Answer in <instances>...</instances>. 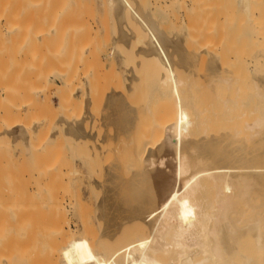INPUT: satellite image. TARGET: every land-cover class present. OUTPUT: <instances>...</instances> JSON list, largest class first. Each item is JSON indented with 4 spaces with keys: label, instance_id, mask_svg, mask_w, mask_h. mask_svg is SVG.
<instances>
[{
    "label": "rangeland",
    "instance_id": "rangeland-1",
    "mask_svg": "<svg viewBox=\"0 0 264 264\" xmlns=\"http://www.w3.org/2000/svg\"><path fill=\"white\" fill-rule=\"evenodd\" d=\"M244 3L243 0H0V129L10 122L22 123L16 126L18 131L12 138L0 131V264H87L95 253L102 254L108 264H186L178 258L176 246L171 244L173 240H167L171 246L166 239L158 240L161 232L152 225L156 222L161 229L157 217L149 221L147 216L148 202L155 199L152 203L159 209L162 201L160 198L157 200L161 202H156V198L169 194L164 191L161 194L162 188L160 193L157 190L165 182L172 183L167 182L170 174L173 172V179L179 178L177 181L181 180L179 176L185 177L178 172L184 160L190 162L191 169L200 165L209 170L204 168L208 163L212 171L216 170L215 175L207 172L198 178L201 187L193 198L202 201V208L208 212L210 208L213 210L215 200L226 198L224 209L219 212V216L223 214L222 221L217 222H223L224 218L226 221L232 213L237 223L244 225L249 217L264 213V183L259 184L262 180L246 174L243 177L248 178L243 183L249 188L231 189L228 187L232 179L224 181L226 169L220 167L218 173L219 166L223 169L232 163L233 157L227 158L231 162L226 159L230 162L227 166L222 165V160L219 166L217 163L222 150L226 152L223 156L231 150L229 146V152L226 151L225 140L217 141L218 146L211 151L212 155H218V161L211 162L212 165L210 158L212 161L216 157L204 160L203 150L198 152L200 146L197 149V144H193L208 133L221 131L228 136L239 127L236 140L245 138L235 152L257 153L255 158L247 156L248 161L264 158V95L261 96L260 87L264 59L259 62L256 52L260 47L258 57L264 55V0H244ZM192 34L194 39L190 37ZM151 45L156 52L153 50L149 57L145 53ZM204 45L209 48L215 45L217 58H213L208 48L201 49ZM139 50L147 51L143 54ZM186 51L194 53L192 61L187 60ZM253 57L256 59L250 62ZM209 62L229 74L210 75ZM63 76L64 82H68L66 90L60 86ZM70 88L75 100L74 103L70 100L72 104L66 109L61 107V101L69 97ZM230 98L236 103L228 102ZM238 105L241 109L245 105V111ZM224 113L232 114L229 116L236 121L228 114L224 118ZM237 114L244 117L236 118ZM246 115L250 120L255 118L251 121L253 127L249 126L251 130ZM183 116L188 126L179 129V134L183 133L181 142L191 141L189 148L184 149L187 152L179 151V155L177 150H171L170 156L168 152V156L163 151L164 155L161 154L167 135L172 139L179 137L173 126ZM167 121L174 129L152 138L150 143L155 145L151 147H158L161 142L163 146L156 149L159 159L148 162L145 158L148 131ZM254 126L261 128L263 135L255 142L252 137L260 132L254 131ZM221 132L216 136H222ZM221 145L224 146L220 152ZM141 147L146 149L143 151ZM179 148L183 150L184 145ZM137 149L144 152L142 156ZM159 161L166 163L165 168ZM159 163L161 171L156 165ZM233 163L230 165L233 168L227 169L236 171L239 162L238 166ZM174 167L178 169L176 173ZM149 170L156 174L154 178ZM148 176L152 177L149 183ZM220 176L225 178L222 180ZM155 178L159 183L168 179L161 184L156 181L157 187ZM138 183L143 184L141 188ZM178 190L169 192L173 196ZM215 194L220 196L215 199ZM211 226L214 227L213 222ZM165 238L170 239L169 232ZM236 244L237 248L229 254L231 262L240 264L248 255L252 264H264V240L258 244L250 233ZM151 246L155 251H151ZM162 247L172 250L165 252ZM145 250L151 251L146 263L141 262L148 257Z\"/></svg>",
    "mask_w": 264,
    "mask_h": 264
},
{
    "label": "bare ground",
    "instance_id": "bare-ground-1",
    "mask_svg": "<svg viewBox=\"0 0 264 264\" xmlns=\"http://www.w3.org/2000/svg\"><path fill=\"white\" fill-rule=\"evenodd\" d=\"M14 1V0H13ZM239 1H241V0H239ZM249 3L250 2H248V5H249ZM14 4V3H13ZM243 4H245L244 3V0H243ZM246 5V4H245ZM246 7V6H245ZM249 9H250V5H249ZM257 9V8H256ZM17 11V10H16ZM249 12H250V10H249ZM259 13V12H258ZM263 13V12H262ZM259 15H261V14H259ZM258 15V16H259ZM254 16V15H253ZM259 18V17H258ZM260 22V21H259ZM258 24V23H257ZM196 34V33H195ZM209 34V33H208ZM194 35L192 34L190 37H192V39H194V37H193ZM195 36H198V32H197V34L195 35ZM159 37V36H158ZM199 37H200V35H199ZM199 37H197L198 38V40H199ZM214 37V36H213ZM221 37V36H220ZM157 38V37H156ZM197 38H195V39H197ZM211 38V37H210ZM216 39V38H215ZM157 40V39H156ZM159 40V39H158ZM219 41V43H221L220 42V40H218ZM198 42V41H197ZM205 42H207V41H205ZM194 41H193V45H194ZM156 44V43H155ZM159 44V43H158ZM213 44H214V42H213ZM216 44V43H215ZM197 45V44H196ZM210 46V45H209ZM213 46H215V45H212V48H209L208 46H206V45H204V46H201V49L202 48H208L209 49V52L212 54V56H213V58L214 57H216V48L215 47H213ZM263 46V45H262ZM152 47H154V46H150V47H148L149 49H150V51H147V53H145L146 51L145 50H139L138 52H142L143 54L145 53V55H147V56H152L153 54H152V52H153V50H154V52H156L155 51V49L153 48V50H151V48ZM211 47V46H210ZM195 48H197V46L195 47ZM220 48H225V47H220ZM259 48V50L261 49L260 47H258ZM222 49V50H223ZM195 50H197V49H195ZM205 50V49H204ZM221 50V51H222ZM256 51V52H258V54H259V52L261 53V51ZM197 51H200V49L199 50H197ZM197 51H195L196 53H197ZM263 52V51H262ZM2 54H3V52H2ZM138 54V53H137ZM152 54V55H151ZM155 54V53H154ZM185 54V53H184ZM186 54L188 55L187 56V60H189L190 59V61H192V59L193 58H195V55H194V53H188L187 51H186ZM185 54V55H186ZM219 54V53H218ZM256 54L257 53H255V57H256ZM258 54H257V60L260 62L262 59H264V55H259V57H258ZM197 55V54H196ZM21 56V55H20ZM217 58V57H216ZM238 58V57H237ZM247 59H249V58H247ZM246 59V60H247ZM256 58H250L249 60H250V62H252V61H254ZM262 62V61H261ZM13 63V62H12ZM139 63V62H138ZM210 63V62H209ZM216 63H217V61H216ZM263 63V62H262ZM11 65V64H10ZM14 66V65H13ZM223 66V65H222ZM12 68V67H11ZM225 68V67H224ZM223 67H222V69H224ZM18 69V68H17ZM226 69V68H225ZM10 70V69H9ZM15 70V69H14ZM226 70H228V69H226ZM209 72L211 73H209L210 75H213V74H217V75H222V76H226L227 75V71H223V70H221L220 69V66H219V68H218V65L217 64H215L214 62L213 63H210V66H209ZM225 72V73H224ZM227 72V73H226ZM224 74V75H223ZM229 74V73H228ZM237 74V73H236ZM7 75V74H6ZM64 75V74H63ZM66 76H68L69 74H65ZM64 75V76H65ZM9 76V75H8ZM63 76V77H64ZM228 77H230V76H228ZM69 78V77H68ZM9 79V78H8ZM7 79V80H8ZM65 79H66V77H64L63 78V85H60V86H62V88L63 87H65V86H67L66 85V83L68 84V82H64L65 81ZM132 79H133V77H132ZM234 79V78H233ZM17 80V79H16ZM227 80V79H226ZM11 81H13V80H11ZM15 81V80H14ZM16 82V81H15ZM12 84V83H11ZM260 87L263 89L262 91V97H263V95H264V73H262V75H261V80H260ZM61 88V89H62ZM69 88V87H68ZM65 90H66V87H65ZM16 91V90H15ZM67 91H69V97L67 98V99H63L62 98V101H61V107H63V108H68L72 103H74V100L75 99H73L74 98V93H73V91H72V89L70 88V89H68ZM236 92V91H235ZM261 92V91H260ZM64 94V93H63ZM234 94H236V93H234ZM19 95H20V93H19ZM66 95H68V93L66 94ZM235 97V96H234ZM234 97L232 98V99H234ZM4 98V97H3ZM64 98H66V96L64 97ZM264 98V97H263ZM73 99V100H72ZM231 98L230 99H228V102H230L231 103V101L230 100H232ZM235 99H236V101H238L237 100V97H235ZM70 100H72L71 102H70ZM226 101V100H225ZM233 101V100H232ZM20 102V101H19ZM76 102V101H75ZM233 102H235V101H233ZM232 102V103H233ZM6 103V102H5ZM71 103V104H70ZM231 103V104H232ZM236 103V102H235ZM235 103H233V104H235ZM240 103V104H239ZM238 104L239 105H241L242 106V103L241 102H239ZM7 104H8V102H7ZM238 105V106H239ZM224 106V105H223ZM230 107H235V106H230ZM228 108V110L230 109L231 110V108ZM236 107H237V105H236ZM240 107V106H239ZM129 108V107H128ZM243 109L245 108V105L242 107ZM227 109V108H226ZM240 109H241V107H240ZM240 109H239V111H240ZM243 109H241V110H243ZM229 110V111H230ZM235 110H237V109H235ZM243 111H245V109L243 110ZM243 111H241V112H243ZM226 112V111H225ZM228 112V111H227ZM233 112V111H232ZM236 112H238V111H236ZM230 113H231V111H230ZM230 113H224V116H225V114H228L227 115V117H229L231 120H233V118H235V117H233V118H231L230 116H233L232 114H230ZM244 113V115H245V113L246 112H243ZM122 115V114H121ZM230 115V116H229ZM244 115H238L237 114V116H236V118L237 117H244ZM247 116V120L249 121V125H247L248 124V121L246 122L247 124V126L249 127L250 125H251V121H255V120H253V119H255V118H253L252 119V117H251V119L252 120H250L249 119V117H248V115H246ZM184 117V116H183ZM242 117V118H243ZM180 118V117H179ZM178 118V121L175 123L176 125H174L173 127H175L176 129H178L177 131L178 132H176L177 134H179V129L181 130H185V128H186V125H187V121L185 120L186 118L184 117V118H180L179 119ZM224 118H226V116L224 117ZM229 118H227V119H229ZM4 120V119H3ZM235 120V119H234ZM233 120V121H234ZM14 121V120H13ZM236 121V120H235ZM257 121V120H256ZM170 121H167L166 123H163V124H161V125H157V126H155V127H153V129L151 130V131H148V133H150L149 135H151V136H149L148 134H147V138H148V140L147 139H145L146 141H147V143H148V153H145V154H147L146 156H145V158L148 160V162L150 161L151 163H155L156 161V159L158 158H156V156H158L157 154H159L158 153V150H159V148L161 147L162 148V146L163 145H161L162 144V142H161V144H160V146H158V147H151L152 145L154 146L155 144L153 143V144H151L152 142H153V137L154 136H156V135H159V137L160 136H163L164 134H166V132H167V130H170V132L172 131V129H174L172 126H169L170 125ZM9 124V125H8ZM7 124V127L5 126H3L4 127V129H0V131L2 130L4 133H6V134H8L11 138H12V136L18 131V129H16V126L17 125H19V124H22V123H20V121H14V122H10V123H8ZM189 124V123H188ZM252 124H254V123H252ZM256 125H257V123H255ZM6 125V124H5ZM188 126V125H187ZM247 127V128H248ZM250 127H253V125H251ZM250 127H249V129H250ZM254 127H256V126H254ZM239 128V127H238ZM238 128H236L235 129V133H233V131H232V134L230 135H228V136H223V134H222V132H221V134H222V136H216V133H212V135H211V133L209 134L208 133V135H205V136H203V137H198L197 139H195L194 140V143H193V141H192V143L195 145V144H197V149H200L198 152H200V151H202L203 150V152L201 153V154H199L198 152V154L199 155H201L202 157H204V160H205V157L207 158L208 156L210 157V156H214L213 158H215V159H213L212 161H211V158H210V164L209 165H212L213 163H215V162H217L218 161V159H217V156L218 155H212L211 154V151H213L217 146H218V144H217V141H219V140H225V142L224 143H226V144H224L223 146L225 147V148H227L226 149V151L228 150V147L230 146L231 147V150H230V148H229V151L230 152H234L235 154L233 155V153H230L229 151H227V152H229L228 154L230 155H228V154H225L224 156H223V154L224 153H226L225 151H223L222 150V148H223V146L221 147V149L220 150H218V151H220L221 152V150H222V155L220 156L221 157V159H220V157H218L219 158V161L217 162L218 163V166L221 164V160H222V165L223 166H227L228 164L227 163H230L231 161V159H232V163L233 162H236V163H233L234 165H236L237 164V166H238V163L237 162H239V165L241 166V168H240V166L239 167H237L236 168V166L234 167V169L236 170V171H232L231 169H227L228 167L230 168V167H232V166H230L231 164H229V166H227V168H225V167H223V169H222V166H219V168H218V166L217 165H215V166H217V168H218V173L221 171V170H224V169H226V171H232V173L231 172H228V174L226 173V171H223V173L224 174H226L227 176V178H226V180H224V181H227V180H229L230 178L232 179V181L234 182H230V183H232L231 185H229V187L228 188H233V187H235V188H238V189H245V188H249V186H247L246 184H244L243 183V181L245 180V178L247 177L248 178V176H244L243 177V175H246V174H252L251 176L252 177H254V178H257L259 181L260 180H262V182L260 181V185H261V183H264V158H262V159H260L259 161L257 160V159H255V161H254V159L253 160H249L248 161V157L247 156H251V157H253V158H255L256 157V154H252V152L249 154V153H247V152H245V148L247 147L246 146V144H245V148L243 149L244 151H240V152H235V151H237V150H235V149H237V145H241V143H243L242 142V140H243V138H245V137H243L242 138V140L240 139L239 141H238V139L236 140V138L238 137V133H236L237 132V129ZM7 129V130H6ZM175 129V130H176ZM239 129H241V128H239ZM253 129L254 128H252V131H253ZM257 129H259V130H257ZM260 129L261 128H255V130L254 131H256V132H260ZM251 130V129H250ZM239 131V130H238ZM169 132V133H170ZM181 132H183V131H181ZM180 132V133H181ZM220 132H218L217 134L219 135L220 134ZM240 133H242L241 132V130L239 131ZM263 132V131H262ZM1 133V132H0ZM176 134V135H177ZM183 134V133H182ZM182 134L180 135H177V136H179V137H175V138H173L172 139V137H170V136H166L165 137V139L164 140H166L165 142H166V145H165V143L163 142V144L165 145V146H163V148H162V150H161V154H163L162 153V151L165 153V156L167 155L168 156V154H166V152H168L169 153V156L171 155V154H173V153H171L170 154V152H171V150H177V152L179 153V151L181 152V151H183V153L185 154L186 152H187V149H186V151L184 150L185 149V147H187V148H189V142H191V141H183L184 142V144H182L183 142H181V138L180 137H183L182 136ZM238 134V135H237ZM264 134V133H263ZM22 135V134H21ZM176 135H174V136H176ZM237 135V136H236ZM151 137V138H149V137ZM173 136V137H174ZM241 136V135H240ZM263 135H262V133L260 132V134H258V136H256L255 138H253L252 137V140L254 139V142H255V140L257 141V140H259V138L260 137H262ZM226 137L228 138V139H226ZM257 137H259V138H257ZM264 137V136H263ZM14 138V137H13ZM185 138V137H184ZM150 139V140H149ZM246 139H248V137H246ZM245 139V140H246ZM250 139V138H249ZM248 139V141H249V143H250V140ZM260 139H262V138H260ZM152 140V141H151ZM161 140V139H160ZM263 140H264V138H263ZM146 141H144V142H146ZM150 141H151V143H150ZM179 141L181 142V143H179ZM238 141V142H237ZM195 142H198V143H195ZM200 142V143H199ZM240 142V143H239ZM156 143V142H155ZM244 143H245V141H244ZM248 143V142H247ZM253 143V142H252ZM141 144H142V142H141ZM193 144H191V146H193ZM229 144V145H228ZM251 144V143H250ZM145 146L147 145V144H144ZM182 145V146H181ZM183 145H184V148H182L183 150H179L180 148L179 147H183ZM251 145H253V144H251ZM251 145H250V147H251ZM198 146H200V148L198 147ZM227 146V147H226ZM243 146V145H242ZM137 147H138V145H137ZM253 147V146H252ZM251 147V148H252ZM140 148V147H139ZM158 148V150H156ZM160 148V149H161ZM179 148V149H178ZM192 148V147H191ZM241 148V147H240ZM243 148V147H242ZM248 148V147H247ZM254 148V147H253ZM141 149L144 151L145 149H146V147H144V148H142L141 147ZM193 149H195V146L193 147ZM197 149H196V151H197ZM263 149V148H262ZM165 150H167V151H165ZM225 150V149H224ZM255 150V149H254ZM258 150V149H257ZM137 151L138 152H141V153H139V154H141V156L143 155L142 153H144V152H142V151H139L138 149H137ZM170 151V152H169ZM185 151V152H184ZM207 151V152H206ZM247 151V150H246ZM174 152V151H173ZM189 152H190V150H189ZM209 152H210V154L211 155H208L209 154ZM219 152V153H220ZM249 152H250V150H249ZM258 152V151H257ZM195 153V152H194ZM218 153V154H219ZM138 154V153H137ZM136 154V155H137ZM181 153H179V155H180ZM164 155V154H163ZM163 155L161 156V155H159V156H161V159L163 158ZM178 155V154H177ZM187 155V154H186ZM192 155V154H191ZM195 155V154H194ZM198 155V156H199ZM259 155V154H258ZM260 155H262V153L260 154ZM187 156H189V154L187 155ZM186 156V157H187ZM196 156V155H195ZM200 156V157H201ZM223 156V157H222ZM225 156H226V158H225ZM227 156H229V157H227ZM236 156V158L238 159V157H239V159L240 160H237V159H235L234 157ZM137 157H138V159H140V156L139 155H137ZM136 157V158H137ZM185 157V158H186ZM208 157V158H209ZM230 157H233V158H230ZM260 157H262V156H260ZM144 158V157H143ZM156 158V159H155ZM188 158V157H187ZM196 158V157H195ZM223 158H225V159H223ZM227 158H230V160L229 159H227ZM159 159V158H158ZM200 159V158H199ZM229 160L230 162H227V160ZM233 159H235V161H233ZM246 159H247V161H246ZM142 160V159H141ZM215 160H217V161H215ZM224 160H226V161H224ZM237 160V161H236ZM143 161H145L144 159H143ZM155 161V162H154ZM158 161V160H157ZM213 161H215V162H213ZM253 161V162H252ZM161 164H163L161 161H159ZM205 163H206V161H204ZM211 162H212V164H211ZM241 162V163H240ZM243 162V163H242ZM160 163L159 164H156L158 167H159V165H160ZM189 161H183L182 162V165H181V168H180V170L178 171V172H180L181 174H183V176L185 175V177H182V176H179L178 174V176L179 177H181V180L180 181H177V178H176V180H174L173 179V177H172V175H173V172H172V174H170V176L171 177H169L170 178V180L172 179L173 181H170L168 178H166L165 180H167V182H172V183H166L165 182V184L163 185V187H159V185H157V182L156 181H158L159 179H161L162 178V176L165 178V173L166 172H163V174L164 175H159V176H161V178L159 177V179L157 180V178H155L154 180V182H156L155 184H156V186L157 187H159V190H157V192L158 193H160L159 191H160V188H162V192H161V194H163V191H164V193L165 192H167V193H169L168 195H170V197H169V199H167L166 201H165V199L164 198H167L168 197V195L165 193V195L163 194L162 196H165V197H159V198H156V200L157 199H160L162 202L163 201H165L163 204H161L162 202L160 201V200H157L156 202H161L160 204H159V209H160V211H161V214H159L158 212H157V210L156 209H158V208H155V206H154V204H155V202H154V204L152 203L155 199H153V201H151V202H148V219H149V221L150 220H154V218H156L157 217V220L155 219V221H157V222H159V225L161 226V229L160 228H158V226H156L155 225V223L154 224H152V225H154L155 226V228H154V226H153V228L155 229V231L158 229V230H160V231H158L157 230V232H161L160 233V235H159V237H158V240H161V239H166V241L167 240H173V242H171V244L172 243H174V245L176 246V249H177V252H178V258L180 257V259H181V261H183V262H185L186 264H234V262H231V259H229V254H230V256H231V252L233 251L234 252V249L235 248H237L236 247V241L237 240H242L243 238H245L248 234H252L254 237H256V242H258V244L260 243V244H262L263 243V240H264V218H263V216H264V213L263 214H261L260 212L258 213V216H256V217H247L248 219H247V221L244 223V225L243 224H238L237 223V218L235 217H232L231 216V214H230V216H226L227 217V220L225 221V219L226 218H224L225 216H223V222H221V223H219V222H217V221H222V215H220L219 216V212H222V210L224 209L223 207H224V202L226 201V200H224V199H226V198H221V200L219 199H217L219 196H218V194L216 195L215 194V196H216V198L215 199H217V200H215L214 202H215V204H214V202H213V207H212V211H211V208H210V212H208V211H206V208H202L203 206H202V204L203 203H201V202H199V201H197V199H194L193 197H194V194H195V192L196 191H198V189L201 187V184H200V182L198 181V178L200 177V176H202L203 174H205L206 175V173L208 172L210 175H215L216 173V170L215 169H213V171L211 170L212 168H210L209 166H207L206 164H208V163H206L205 164V166L206 167H204V168H209V170H205V169H202L201 167L202 166H195L197 169H195V168H192L191 169V167L190 166H192L191 164H190V166H189ZM220 163V164H219ZM223 163H226V165H224ZM249 163H250V165H249ZM148 164V163H147ZM165 164L166 163H164L163 165V167L165 168ZM196 164H197V162H196ZM153 165V164H152ZM156 165H154V167L153 168H157L156 170H158V167L156 166ZM243 165V166H242ZM150 166H151V164H150ZM156 166V167H155ZM147 167H149V166H147ZM171 167V166H170ZM180 167V166H179ZM178 167V168H179ZM193 167V166H192ZM213 167V166H212ZM220 167H221V170H220ZM119 168V167H118ZM201 168V169H200ZM233 168V167H232ZM116 169V168H115ZM121 169V168H120ZM159 169H160V171H161V168L159 167ZM168 169V168H167ZM171 169V168H170ZM195 169V170H194ZM155 170V169H154ZM153 169L151 170V171H154ZM156 170H155V172H156ZM165 170V169H164ZM163 170V168H162V171H164ZM173 170H175V173H176V170H178V169H175V167H174V169ZM214 170H215V172H214ZM151 171L149 170L148 172H150V176H151V174H153V178L155 177L154 175H156L155 173H151ZM167 171V170H166ZM169 171H171V170H169ZM139 172V171H138ZM159 172V171H158ZM158 172H157V176H158ZM212 172H214V174L212 173ZM234 172H236V173H234ZM114 173V172H113ZM161 173V172H160ZM170 173V172H169ZM221 173V172H220ZM234 173V174H233ZM140 174V173H139ZM223 174V175H224ZM187 175V176H186ZM220 175V174H219ZM134 176V175H133ZM156 176V177H157ZM169 176V175H168ZM205 177V176H204ZM115 178V177H114ZM118 178H119V176H118ZM148 178H149V180H148V183H149V181H150V179L152 178V177H149L148 176ZM147 178V179H148ZM220 178H222V180L225 178V177H221L220 176ZM132 179V178H131ZM179 179V178H178ZM201 179V178H200ZM207 179H209V178H207ZM217 179V178H216ZM113 180V179H112ZM118 180V179H117ZM130 180V179H129ZM133 180H135V179H133ZM137 180V179H136ZM165 180H163V181H165ZM211 180H212V178H211ZM131 181V180H130ZM162 180H160V182L162 183L163 182ZM175 181V182H174ZM201 181V180H200ZM237 181V182H236ZM111 182V181H110ZM134 182V181H133ZM137 182V181H136ZM135 182V183H136ZM152 182H153V180H152ZM238 182H241V183H239L238 184ZM148 183H147V185L146 186H148ZM161 183H159V181H158V184H161ZM204 183V182H203ZM206 183V182H205ZM113 184V183H112ZM117 184V183H116ZM116 184H114V185H116ZM125 184H127V183H125ZM249 184V183H248ZM137 186H140V188H141V185H143V184H141V185H139V183L138 184H136ZM205 185V184H204ZM213 185V184H212ZM211 185V186H212ZM215 185V184H214ZM217 185V184H216ZM125 186V185H124ZM133 186H135V185H133ZM137 186H136V188H137ZM151 186H152V184H151ZM162 186V185H161ZM203 186V185H202ZM217 186H219V185H217ZM226 186V185H225ZM113 187V186H112ZM117 187V186H116ZM143 187H145V186H143ZM142 187V188H143ZM157 187H153V188H155V189H157ZM219 187H221V186H219ZM263 187H264V185H263ZM121 188V187H120ZM125 188V187H124ZM131 188V187H130ZM133 188H135V187H133ZM212 188H213V186H212ZM262 188V187H261ZM114 189V188H113ZM125 189H127V188H125ZM137 189H139V187L137 188ZM145 189V188H144ZM177 189H179L178 191L179 192H176L177 194L175 195V193H172V194H174L173 196H171V193L169 192V191H171L172 190V192H175ZM234 189V188H233ZM141 190V189H140ZM174 190V191H173ZM125 191V190H124ZM135 191V190H134ZM142 191H143V189H142ZM222 191H224L223 189H222ZM262 191H264V190H262ZM112 192V191H111ZM121 193H122V191H121ZM157 193V194H158ZM131 194V193H130ZM138 194V193H137ZM140 194L141 193H139L138 195L140 196ZM143 194H145V192L143 193ZM151 194H152V192H151ZM155 194H156V191H155ZM154 194V196L156 197V195ZM220 194H222L221 192H220ZM126 195V194H125ZM136 195V194H135ZM160 195V194H159ZM167 195V196H166ZM123 196V195H122ZM132 196H133V194H132ZM137 196V195H136ZM142 196V195H141ZM147 196H148V194H147ZM161 196V195H160ZM126 197H127V195H126ZM142 197H144V196H142ZM146 197V196H145ZM157 197H158V195H157ZM117 198V197H116ZM150 198V197H149ZM153 198V197H152ZM120 199V198H119ZM164 199V200H163ZM135 200V199H134ZM138 200V199H137ZM143 200H144V198H143ZM152 200V199H151ZM129 202V201H128ZM143 202H147L146 201V199L143 201ZM201 203V204H200ZM115 204H116V200H115ZM147 204V203H146ZM157 204V205H158ZM205 204V203H204ZM142 205H143V203H142ZM141 205V206H142ZM135 206H136V204H135ZM139 206V205H138ZM141 206H139V207H141ZM161 206H162V208H161ZM113 207V206H112ZM115 207V206H114ZM144 207H147V205L145 206L144 205ZM157 207V206H156ZM206 207V206H205ZM134 208H136V207H134ZM143 207H141V209H142ZM120 209V208H119ZM144 209H146V208H144ZM159 209H158V211H159ZM204 209H205V211H204ZM147 210V209H146ZM228 211L230 210V209H227ZM115 211V210H114ZM123 211V210H122ZM141 211V210H140ZM233 211V210H232ZM143 212V211H142ZM136 213V212H135ZM225 213V212H224ZM159 215V216H155V215ZM145 217V216H144ZM246 219V218H245ZM248 220H249V223H247L248 222ZM131 222V221H130ZM211 222H213L214 223V227L213 226H211ZM122 226V225H121ZM157 228V229H156ZM119 230V229H118ZM59 232H60V230H58ZM120 231V230H119ZM154 230H153V232H155ZM156 232V233H157ZM168 232H169V234H170V239L169 238H165V235L166 234H168ZM119 233V232H118ZM158 234V233H157ZM168 236V235H167ZM156 236H154V238H155ZM169 237V236H168ZM152 239V238H151ZM162 240V241H163ZM153 241H154V239H153ZM167 243H168V241H167ZM169 244V243H168ZM167 244V245H168ZM257 244V245H258ZM170 245V244H169ZM164 246H166L165 244H164ZM171 246V245H170ZM152 247V246H151ZM80 249H81V247H79ZM154 247H152V248H150L151 249V251H152V249H153ZM163 248V247H162ZM78 250V249H77ZM148 250V249H147ZM147 250H145V251H147ZM154 250V249H153ZM162 250V249H161ZM166 249H165V247L163 248V251H165ZM167 250L168 251H170V250H172L171 248L169 249V247L167 248ZM166 250V251H167ZM74 251V250H73ZM150 251V250H149ZM149 251H147V252H145V254L147 255L148 254V257L146 256V258L145 259H141L140 261L141 262H148V261H150L149 260V258L151 257L150 256V252ZM155 251V250H154ZM165 251V252H166ZM95 251L93 250V253H94ZM142 253V252H141ZM144 253V252H143ZM96 254H98V253H95L93 256H90L89 257V260H88V263H90V264H108V262L106 261V258H104V256L101 254V256H100V253L98 254V256L96 255ZM73 255H74V253H73ZM87 255V254H86ZM242 255V254H241ZM82 256V255H81ZM80 256V257H81ZM88 256L89 255H87V258H86V261H87V259H88ZM100 256V257H99ZM243 256H244V254H243ZM84 257L85 256H83V259H84ZM2 258V257H1ZM5 258V257H4ZM140 258V257H139ZM86 261H82L83 263L84 262H86ZM89 261H91V262H89ZM139 261V260H138ZM180 261V260H179ZM130 262H131V260H130ZM137 262V261H136ZM87 263V264H88ZM77 264V263H76ZM85 264V263H84ZM138 264H139V262H138ZM178 264V263H177ZM180 264V263H179ZM240 264H252L251 263V258L250 257H248V255L247 256H245V258H244V260L240 263Z\"/></svg>",
    "mask_w": 264,
    "mask_h": 264
}]
</instances>
